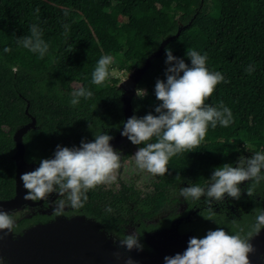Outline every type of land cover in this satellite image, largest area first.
Wrapping results in <instances>:
<instances>
[{
  "label": "trees",
  "instance_id": "16d2710c",
  "mask_svg": "<svg viewBox=\"0 0 264 264\" xmlns=\"http://www.w3.org/2000/svg\"><path fill=\"white\" fill-rule=\"evenodd\" d=\"M33 24L49 45L43 58L17 42L30 35ZM180 27L185 28L139 81L137 89L147 95L132 100L133 115L156 114L154 89L158 79H166L165 50L189 66L187 52L194 50L206 54L209 71L227 81L205 103L222 102L233 123L209 126L199 147L169 160L168 173L209 178L229 163L235 146L264 147V0H0V199L14 193L8 135L28 122L27 104L37 129L24 136L25 158L36 163L50 156L55 143L78 147L100 125L117 128L123 121L119 80L110 74L103 85L93 84L97 62L112 56L109 72L114 65L125 71L141 67ZM250 65L255 70L249 74ZM80 87L93 95L73 106L71 94Z\"/></svg>",
  "mask_w": 264,
  "mask_h": 264
},
{
  "label": "clouds",
  "instance_id": "9594fccd",
  "mask_svg": "<svg viewBox=\"0 0 264 264\" xmlns=\"http://www.w3.org/2000/svg\"><path fill=\"white\" fill-rule=\"evenodd\" d=\"M39 9H37V12ZM67 15V12H65ZM67 31L68 25H64ZM23 48L38 53L43 58L49 50V45L43 39L41 29L33 24L30 35L17 39ZM5 52L10 49L5 48ZM166 68L165 80L155 83V97L159 105L155 107V115L147 114L142 118L133 115L123 125L121 135L138 147L134 154L136 166L153 176H165L168 172L169 160L185 151L199 147L205 139L208 128H216L217 124L228 127L233 123L232 111L222 102L218 106H211L205 101L213 94L216 86L221 82L227 83L220 72H212L206 66L207 55H201L194 50H188L189 64L184 59L174 57L170 49L165 50ZM113 57L103 56L97 62L92 73V83L103 85L108 79L109 66ZM255 70L250 65L246 71L250 74ZM71 104L76 106L80 98L90 99L92 91L83 87L72 94ZM138 97L146 96L145 90H137ZM108 134L96 136L92 142L81 141L79 147H61L57 145L54 158L42 159L39 166L31 172L20 176L26 189L25 201H46L50 194L57 193L65 200L52 202L53 215L61 217L65 208L70 206L74 210L82 209L88 200L87 193L101 185H111L117 181L121 168V154L114 150ZM155 140V142H151ZM264 152H256L251 158L240 157L237 166L224 164L216 168L206 186L191 185L180 189V196L184 199L207 202V220L212 221L216 213L213 203L223 202L227 197L239 200L240 185L251 181L245 191L249 197L254 189L264 181ZM49 205V204H48ZM107 212L113 209L108 207ZM15 221L11 213L0 209V232L11 233ZM264 229V210L258 208L256 221L246 235L229 234L223 228L209 230L203 238L191 237L186 250L181 254L165 256L164 264H250V255L256 249L250 242ZM243 232V229L240 230ZM2 239V237H0ZM118 246L128 252H141L144 245L141 237L135 233L125 235L118 241ZM117 260L119 253H114ZM2 264V258H0ZM125 264H135L132 257H127Z\"/></svg>",
  "mask_w": 264,
  "mask_h": 264
},
{
  "label": "flooded vegetation",
  "instance_id": "af4514ba",
  "mask_svg": "<svg viewBox=\"0 0 264 264\" xmlns=\"http://www.w3.org/2000/svg\"><path fill=\"white\" fill-rule=\"evenodd\" d=\"M27 118L29 122L30 118ZM23 125L18 126L13 133L8 135L11 140L15 131ZM121 126L122 123L117 128L113 125L105 127L100 125L98 133L86 134L88 139L85 142H92L96 136L101 134L115 137ZM4 130L8 133L10 129L4 128ZM67 143L69 141L61 147H67L65 146ZM57 145L54 144L53 152L47 159L54 155ZM142 146L144 145H133L126 139L120 146L113 148L119 151L122 157L117 181L111 185H101L90 190L87 193L88 200L82 209L74 210L68 206L63 216L53 215L52 202L63 199L67 204L66 196L59 197L57 193H53L50 194L48 202L29 201L30 204H25L18 212L11 213L15 221L13 232L18 234L32 226L78 218L98 224L100 230L117 245L125 235L135 231L141 237L144 245L143 251L150 256H159L157 251H161V256H173L177 253L182 254L186 250L191 237L203 238L209 230L214 231L217 227L223 228L229 234L239 232L242 236L246 235L256 221L257 209L264 210V181L256 186L252 197H249L245 191L252 182L245 181L240 185V199L234 200L225 195L223 202L213 203L212 207L216 215L212 221L207 220L208 206L204 197L196 201L186 200L180 196V189L194 184L206 186L211 176L206 178L197 173L189 179L182 173L171 175L167 172L165 176H153L146 171H141L137 168L133 156L138 147ZM14 152L15 146L13 154ZM256 152H264V147L247 149L244 145L235 146L232 155L227 158L228 164L236 167L240 157L251 158V155ZM24 160L27 163L39 164L25 158V147ZM108 207L113 209L111 213L106 211ZM17 225L20 226L16 229ZM241 229L243 232L240 231ZM259 234L264 235V229ZM262 239L261 251L257 258L256 251ZM254 248L256 249L253 254L254 262L264 264V236L256 242Z\"/></svg>",
  "mask_w": 264,
  "mask_h": 264
},
{
  "label": "water",
  "instance_id": "95a60500",
  "mask_svg": "<svg viewBox=\"0 0 264 264\" xmlns=\"http://www.w3.org/2000/svg\"><path fill=\"white\" fill-rule=\"evenodd\" d=\"M180 27L175 35L163 39L158 49L148 54L141 67L133 68L126 78L116 84L120 92L122 126L115 137L110 141L112 148L120 146L127 137L121 135L123 125L133 116L132 100L137 98V85L144 73L150 68L153 60L163 55L165 46L177 38L182 29ZM25 115L30 121L15 131L12 141L15 152L10 160L14 163V196L8 200H0V209L5 212H18L23 205L30 204L23 199L26 189L20 176L26 172L34 171L39 164L27 163L24 160L23 136L36 128V120L28 114V104ZM54 158V155L49 159ZM264 236L257 235L252 241L256 242ZM0 258L2 264H125L127 257H132L135 264H164L161 251L159 256L149 255L146 251H126L108 238L100 230L98 224L84 220H57L54 222L32 226L21 233L15 234L0 232ZM261 237V238H260ZM263 239L260 241L256 256L261 251ZM114 253L120 254V259L115 258ZM170 256V255H169ZM250 264H254V255H250ZM257 264V263H255Z\"/></svg>",
  "mask_w": 264,
  "mask_h": 264
},
{
  "label": "rangeland",
  "instance_id": "374dc122",
  "mask_svg": "<svg viewBox=\"0 0 264 264\" xmlns=\"http://www.w3.org/2000/svg\"><path fill=\"white\" fill-rule=\"evenodd\" d=\"M130 72L129 71H125V70H122L118 67V65H114L112 66V68L110 69V74L113 78H116L118 79L119 81L123 80L126 78L127 74Z\"/></svg>",
  "mask_w": 264,
  "mask_h": 264
}]
</instances>
